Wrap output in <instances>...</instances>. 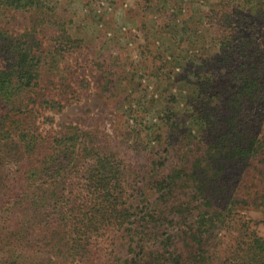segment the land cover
Returning <instances> with one entry per match:
<instances>
[{
	"label": "trees",
	"instance_id": "16d2710c",
	"mask_svg": "<svg viewBox=\"0 0 264 264\" xmlns=\"http://www.w3.org/2000/svg\"><path fill=\"white\" fill-rule=\"evenodd\" d=\"M8 9L32 14L21 33L0 29V264H264V236L240 214L264 210V128L253 123L264 111V26L256 46L250 36L223 50L232 46L226 35L222 51L195 70L198 91L212 97L211 61L224 53L228 89L205 104L203 154L163 172L152 160L147 177L121 166L104 132L63 121L41 127L42 112L60 111L73 90L43 85L60 54L56 39L53 48L38 39L49 12L43 0H0V15ZM176 124L169 117L165 128ZM228 164L237 187L225 179ZM249 168L255 181L247 185Z\"/></svg>",
	"mask_w": 264,
	"mask_h": 264
},
{
	"label": "rangeland",
	"instance_id": "374dc122",
	"mask_svg": "<svg viewBox=\"0 0 264 264\" xmlns=\"http://www.w3.org/2000/svg\"><path fill=\"white\" fill-rule=\"evenodd\" d=\"M43 3L49 12L38 39L52 48L56 39L60 51L52 65L45 67L43 85L58 93L61 84H66L73 97L60 111L44 110L38 119L41 127L56 129L63 121L97 131L99 137L104 132L121 166L125 164L139 175L144 169L147 177L152 160L158 159L155 165H161L163 172L185 165L189 168L203 154L200 136L205 104L220 101V94L223 99V91L228 89L218 63L224 53L211 61V73L219 82L215 98L217 91L207 99L198 91L195 70L209 55L222 51L220 42L226 35H233L227 38L232 46L223 50L236 49L239 41L250 36L256 46L264 26V16L256 13L258 8L264 9V0ZM30 14L25 9H8L0 15V29L14 35L23 32L30 26ZM63 30L79 41L67 43L60 36ZM217 85L212 77L211 86L216 89ZM45 116L53 117L54 122L48 124ZM169 117L177 122L170 132L165 128ZM253 123L264 128V111L258 112ZM228 165L225 179L237 187L240 178ZM248 174L252 177L243 176L247 185L251 179L255 181L252 168ZM240 214L257 222V231L264 236V210L245 207Z\"/></svg>",
	"mask_w": 264,
	"mask_h": 264
}]
</instances>
